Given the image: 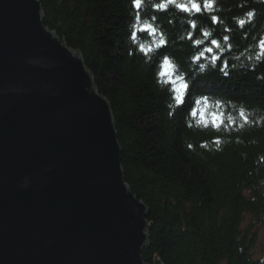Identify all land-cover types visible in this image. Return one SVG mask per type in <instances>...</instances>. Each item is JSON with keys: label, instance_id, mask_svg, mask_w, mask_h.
<instances>
[{"label": "trees", "instance_id": "1", "mask_svg": "<svg viewBox=\"0 0 264 264\" xmlns=\"http://www.w3.org/2000/svg\"><path fill=\"white\" fill-rule=\"evenodd\" d=\"M40 5L111 107L124 181L149 211L144 263L264 264L242 227L244 214L264 221V0H213L191 14L166 0ZM176 73L183 80L170 83Z\"/></svg>", "mask_w": 264, "mask_h": 264}, {"label": "water", "instance_id": "2", "mask_svg": "<svg viewBox=\"0 0 264 264\" xmlns=\"http://www.w3.org/2000/svg\"><path fill=\"white\" fill-rule=\"evenodd\" d=\"M40 0H0V264H145L111 107Z\"/></svg>", "mask_w": 264, "mask_h": 264}, {"label": "snow or ice", "instance_id": "3", "mask_svg": "<svg viewBox=\"0 0 264 264\" xmlns=\"http://www.w3.org/2000/svg\"><path fill=\"white\" fill-rule=\"evenodd\" d=\"M166 3L167 4H173L179 10H181L183 12H187L189 14H191V13H202L204 10L209 9L213 6V0H203V3H201L200 0H187V3H178V2H176V0H166ZM132 6L136 9H139L141 6L140 0H132ZM164 6H165L164 4H161L158 7L163 8ZM248 15L251 17L252 13H248ZM210 20L212 23L218 22V19L215 16H211ZM239 23L241 24V26H243L244 21H240ZM195 27H196V25L193 24V28H195ZM143 30L146 31L147 29H143ZM225 31H227V30H225ZM133 35H135V33H133ZM208 35H209L208 33H205V36H208ZM189 39H192V36H189ZM225 39H227V38H225ZM259 43H260V47L262 49H264V41H260ZM160 44L161 45L164 44L163 39H161ZM211 44L216 46V47H219V44L215 39H213L211 41ZM141 50L142 51L144 50L142 45H141ZM149 51H151V49H149ZM212 51H213L212 48H205L203 51H200L198 56L194 57V60H200L201 58L204 57L205 52L211 53ZM212 59H213V62H215L216 60H219L221 58L217 56V57H213ZM162 63H163V65H169L170 62H169L168 58L165 56V57H163ZM201 67H203V65H201ZM162 75H163V73H162ZM178 80H183V77L179 76L178 73H176V79L171 80L170 83L175 84V83H177ZM172 91L175 94L173 98L175 99L177 105H181L184 103V95L183 94H185L189 91V85L187 83H182L179 85V87L173 88ZM197 103H199V101H197ZM241 115H243V113H241ZM213 123L214 124L216 123V117L215 116L213 117Z\"/></svg>", "mask_w": 264, "mask_h": 264}, {"label": "rangeland", "instance_id": "4", "mask_svg": "<svg viewBox=\"0 0 264 264\" xmlns=\"http://www.w3.org/2000/svg\"><path fill=\"white\" fill-rule=\"evenodd\" d=\"M178 3H187V0H176ZM169 66H165V72L169 71ZM243 228H249L250 233L254 234V243L251 247L253 257L261 258L264 255V221H260L252 215L244 214L242 221Z\"/></svg>", "mask_w": 264, "mask_h": 264}, {"label": "bare ground", "instance_id": "5", "mask_svg": "<svg viewBox=\"0 0 264 264\" xmlns=\"http://www.w3.org/2000/svg\"><path fill=\"white\" fill-rule=\"evenodd\" d=\"M42 7V6H41ZM42 13V12H41ZM43 26L44 27H46L45 26V24H44V21H43ZM47 28V27H46ZM48 30H50L51 31V33L53 32V30H51L50 28H48ZM55 35H56V37L59 39V37H58V35L56 34V32H55ZM61 40V39H60ZM62 41V40H61ZM64 43V42H63ZM128 186V185H127ZM135 196V195H134ZM139 199V198H138ZM140 200V199H139ZM143 202V201H142ZM145 204V203H144ZM146 206V205H145ZM148 227H149V225H148Z\"/></svg>", "mask_w": 264, "mask_h": 264}]
</instances>
